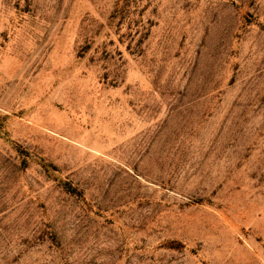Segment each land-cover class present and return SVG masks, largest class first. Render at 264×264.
Listing matches in <instances>:
<instances>
[{"label": "rangeland", "instance_id": "374dc122", "mask_svg": "<svg viewBox=\"0 0 264 264\" xmlns=\"http://www.w3.org/2000/svg\"><path fill=\"white\" fill-rule=\"evenodd\" d=\"M0 264H264V0H0Z\"/></svg>", "mask_w": 264, "mask_h": 264}]
</instances>
